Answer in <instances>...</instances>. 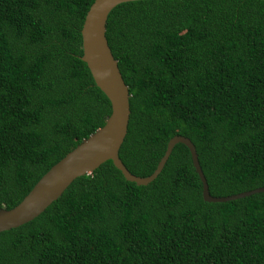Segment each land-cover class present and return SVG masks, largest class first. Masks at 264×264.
Wrapping results in <instances>:
<instances>
[{
  "label": "trees",
  "instance_id": "obj_1",
  "mask_svg": "<svg viewBox=\"0 0 264 264\" xmlns=\"http://www.w3.org/2000/svg\"><path fill=\"white\" fill-rule=\"evenodd\" d=\"M93 1L0 0V208L111 113L81 60ZM105 35L130 94L118 155L132 174L182 135L212 196L264 187V0L122 2ZM0 264H264V191L203 200L182 143L147 185L107 160L0 232Z\"/></svg>",
  "mask_w": 264,
  "mask_h": 264
},
{
  "label": "water",
  "instance_id": "obj_2",
  "mask_svg": "<svg viewBox=\"0 0 264 264\" xmlns=\"http://www.w3.org/2000/svg\"><path fill=\"white\" fill-rule=\"evenodd\" d=\"M134 0H94L90 5L81 28L82 55L97 87L111 105V113L105 123L56 162L35 183L32 189L14 207L0 208V232L18 227L42 213L55 201L77 177L91 173L100 164L111 160L124 178L137 185H147L161 172L173 147L184 144L190 151L192 164L202 183V198L208 202H225L263 192L264 187L215 197L209 192L208 183L199 164L192 141L182 135H174L166 145L155 170L148 176L132 174L119 158V149L127 133L130 115L129 89L114 58L105 35L110 11L122 2Z\"/></svg>",
  "mask_w": 264,
  "mask_h": 264
}]
</instances>
